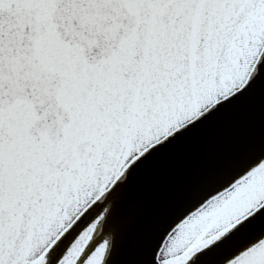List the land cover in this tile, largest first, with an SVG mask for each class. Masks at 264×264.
<instances>
[{
  "label": "snow or ice",
  "instance_id": "1",
  "mask_svg": "<svg viewBox=\"0 0 264 264\" xmlns=\"http://www.w3.org/2000/svg\"><path fill=\"white\" fill-rule=\"evenodd\" d=\"M261 63L264 0H0V264H113L129 169ZM262 209L264 159L159 229L143 264L225 242L222 264H264L244 230Z\"/></svg>",
  "mask_w": 264,
  "mask_h": 264
},
{
  "label": "water",
  "instance_id": "2",
  "mask_svg": "<svg viewBox=\"0 0 264 264\" xmlns=\"http://www.w3.org/2000/svg\"><path fill=\"white\" fill-rule=\"evenodd\" d=\"M259 67V75L243 91L150 150L129 169L128 181L119 186L122 216L136 212L130 214L132 226L113 264H143L159 229L167 226L166 234L210 194L264 159V63ZM244 230L253 240L261 235L264 209L245 222Z\"/></svg>",
  "mask_w": 264,
  "mask_h": 264
},
{
  "label": "flooded vegetation",
  "instance_id": "3",
  "mask_svg": "<svg viewBox=\"0 0 264 264\" xmlns=\"http://www.w3.org/2000/svg\"><path fill=\"white\" fill-rule=\"evenodd\" d=\"M194 209H192V210H194ZM262 234H264V230L262 231L261 235ZM258 238H256V239H258ZM226 243L227 242H225V244H222L220 247L218 246L219 247L218 249H216V248L213 249V247H211V248L206 249L205 251L199 253L195 259V264H222V262L225 258H231V256L225 257V255L222 254ZM235 254L236 253H232V255H235ZM189 264H192V262L190 261Z\"/></svg>",
  "mask_w": 264,
  "mask_h": 264
},
{
  "label": "bare ground",
  "instance_id": "4",
  "mask_svg": "<svg viewBox=\"0 0 264 264\" xmlns=\"http://www.w3.org/2000/svg\"><path fill=\"white\" fill-rule=\"evenodd\" d=\"M135 213L136 212V210H134V211H131L130 213L128 212V213H125L124 215H123V217H126V218H128L129 220H130V218H131V213ZM115 257V256H114ZM114 257H113V259H114Z\"/></svg>",
  "mask_w": 264,
  "mask_h": 264
}]
</instances>
